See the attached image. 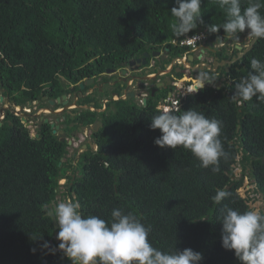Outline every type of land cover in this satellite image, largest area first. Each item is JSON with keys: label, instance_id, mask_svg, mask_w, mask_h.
Returning a JSON list of instances; mask_svg holds the SVG:
<instances>
[{"label": "trees", "instance_id": "trees-1", "mask_svg": "<svg viewBox=\"0 0 264 264\" xmlns=\"http://www.w3.org/2000/svg\"><path fill=\"white\" fill-rule=\"evenodd\" d=\"M247 5L242 0V10ZM176 6L175 0H0L2 86L12 101L26 106L44 96L56 99L69 86L94 79L108 90L95 89L80 103L102 108L110 91L122 95L124 89L120 83L110 85L116 74L107 75L108 70L120 71L145 52L169 49L164 64L188 50L172 44L175 18L170 10ZM201 13L204 24L188 35L203 32L208 40L231 41L234 45L223 47L218 57L235 58V44H248V30L239 34L241 41L229 39L223 29L208 33V25L226 21L216 0H201ZM260 13L264 15V7ZM252 58L264 62V39L229 71L222 69L218 86L194 93L176 86L181 104L169 111L179 115L192 109L222 122L220 139L227 155L218 173L202 168L188 150L154 143L161 133L149 125L163 111L158 105L169 89L160 88L154 96L149 91L146 105L129 98L109 101L100 113L73 110L76 116L65 121L74 125L68 132L97 119L103 123L94 134L97 149L88 148L78 157H68L67 142L53 134L50 124L43 122L33 137L21 117L7 111L0 126V264H71L56 250L60 242L49 254L42 247L55 234L47 212L57 203L59 180L65 177L63 194L79 202L84 217L95 215L110 223L112 211L119 208L150 226L149 242L163 252L190 248L202 253L200 264H241L234 250L222 247L220 220L225 206L238 212L252 209L239 191L247 178L264 204V102L253 97L241 103L233 97L235 84L252 71ZM219 189L230 195L217 205L212 197Z\"/></svg>", "mask_w": 264, "mask_h": 264}, {"label": "clouds", "instance_id": "clouds-1", "mask_svg": "<svg viewBox=\"0 0 264 264\" xmlns=\"http://www.w3.org/2000/svg\"><path fill=\"white\" fill-rule=\"evenodd\" d=\"M175 3L177 6L170 10L175 18L170 25L171 31L177 39L188 37V33L197 29L198 23L204 24L201 0H175ZM216 3L225 11L226 21L220 25H208V33L223 29L229 39H239V34L247 29V35L252 39H264V15L260 13L264 5L260 0H248L243 10L242 0H216ZM250 68L252 71L248 76L235 84L233 97L241 103L251 101L253 97L264 102V62L252 58ZM217 80L211 70L199 71L187 91L194 93L206 85H215ZM149 127L160 131L161 135L154 140L160 148L175 150L181 147L190 151L202 168L220 172V160L227 154L220 139L222 122L218 119H209L192 109L179 115L165 109L151 118ZM229 195L228 191L219 189L212 200L219 205ZM47 214L54 218L59 229L56 235L60 241L58 250L71 264H200L203 259L202 253L190 248L163 252L153 247L149 242L151 227L145 226L132 212L124 213L119 208L112 211L110 223L95 215L82 216L79 202L71 200L56 203ZM220 222L225 250H234L241 264H264V213L258 209L238 212L225 206ZM42 247L54 251L48 241H44Z\"/></svg>", "mask_w": 264, "mask_h": 264}, {"label": "water", "instance_id": "water-1", "mask_svg": "<svg viewBox=\"0 0 264 264\" xmlns=\"http://www.w3.org/2000/svg\"><path fill=\"white\" fill-rule=\"evenodd\" d=\"M258 39H252L251 42L249 43V45L247 46H241V45H237L236 46V49H238V53H237V56L233 59H227V60H219L218 58H216V60L212 63H208V62H203L202 61V55H200L197 59L200 61L199 63H196L195 65H192V61L195 59V56L194 54H191L190 55V61H187L185 62L183 57H176L173 59L171 65L169 67H166L164 69H158L156 73H152L150 74L149 72V69L145 70V75H131V76H126L129 72V70L127 68H124L122 70V73L123 75L125 76L124 78H122L121 80L123 82H128V85H130V81H134V80H139V81H150V82H155L157 81L158 77L161 75V74H167L169 72H171V70L173 69L174 65L176 64V61L177 59L179 60H183V62H185V67L186 68H189L191 69L194 73H198L199 71H204V70H211L213 74H215L220 67H224L226 66V71H229V68L231 65H233L235 62H237L239 59L243 58L245 54H247L248 52H250L255 43L257 42ZM214 42H216V40H214ZM219 44H221L223 42L222 39H219L218 40ZM230 44V43H229ZM208 45L209 46H212L213 45V42L212 41H209L208 42ZM168 51L169 49L165 50L163 53L161 51H155L153 53H149V52H146L142 58H139L137 60H132L129 62V65L134 68H132L131 72H138L140 71V68L141 66H148L149 64V59L150 57H154V58H157V57H161L162 60H165V57L162 56V55H165V54H168ZM212 52L215 51L214 50H211ZM216 52V51H215ZM182 70V67H178L177 68V72L181 71ZM117 70L116 69H111V70H108L107 71V74L108 75H111V74H114L116 73ZM120 80V79H119ZM119 80H116L110 84L112 85H115L117 83H119ZM166 80L170 82V78H166ZM95 80L94 79H89V80H86V82H81L79 84V89L80 91H83L85 90L87 87H90V89L88 90V93L90 94L91 92L93 93L94 89L98 88L100 92H104L105 89H104V85L105 83H100V84H95L94 83ZM0 83H1V80H0ZM93 84V86H91ZM157 87H155V85L153 84L151 88H154L155 90H153L152 94L154 95L155 94V91H157V89L159 88V86H162L164 85V83H157L156 84ZM206 86H209V85H206ZM205 86V87H206ZM75 90V87H72L71 88V91H74ZM2 92L3 93H6L7 95L6 96H2L0 98V101L1 102H6L7 104L11 105L12 107H8L6 109H3L2 111L6 112L8 110H10V112L12 114H15V115H18L21 117L22 119V122L27 126L29 127L31 124V122L28 121V118H35V119H38L40 121L43 120V117H44V113L45 111H49V114L51 115H56V116H59L61 113H63L64 111H66L67 109H70V106L72 105H75L79 108H84V109H91L92 111H96L98 113L100 112H103L106 108H107V103L109 101H113V100H118V99H123V100H127L129 98H133L135 96V93L130 91L128 89H125L124 90V93L123 95H121L119 92H113L111 97L110 98H105L103 100V108H95L92 105H78L76 102H73L71 105L69 104V96L68 95H63L62 97H59L57 98V100H54V99H50L49 100V104L50 106L52 107H42L40 109H38L35 113H33V109L36 107V105H39L40 104V101L39 100H36L35 102H28L26 108L23 106V105H18L15 101H12L11 98H10V95L8 94L7 92V89L5 88H2ZM89 94H84L82 97H86L87 95ZM182 95V93H180ZM75 96V99L76 101H78L80 99V96L75 93L74 94ZM46 99V97L44 98ZM137 104L141 105L142 102H143V105H146L147 103V99L144 98L143 101H140V100H137L135 101ZM56 105H62L60 108L58 109H54L53 107H55ZM12 108V109H11ZM21 108V111H18V109ZM27 109H29L30 111H27ZM44 122L45 123H48L50 124V127L52 129V132L53 134H57V132L60 130L61 126H60V122H61V119L60 118H56L54 121L50 120L49 117H46L44 119ZM2 124V123H1ZM0 124V126H1ZM101 126H103V123L100 121V120H96L94 122V124H92V127L95 131H97L98 127L100 128ZM65 127H67V125H65ZM62 134V133H61ZM60 136V135H59ZM34 137V136H33ZM59 139H61L62 141H64L65 139L63 138H60L58 137ZM68 144H72V141H68ZM84 148L87 149L88 148V144H85L84 145ZM97 148V145H95V149ZM56 203L52 204L49 206V208L51 209L52 206H54ZM53 219V222H54V226H55V234H54V237L53 239L49 242L50 246H51V249H53V246H54V243L55 242H60L56 239V235L59 231L58 229V226ZM51 251L49 249H47V253L49 254ZM42 264H48L47 260H43Z\"/></svg>", "mask_w": 264, "mask_h": 264}, {"label": "flooded vegetation", "instance_id": "flooded-vegetation-1", "mask_svg": "<svg viewBox=\"0 0 264 264\" xmlns=\"http://www.w3.org/2000/svg\"><path fill=\"white\" fill-rule=\"evenodd\" d=\"M219 40V39H218ZM218 40H216V42H214V40H205V41H203V42H200L199 44H197L196 45V47H188V50L184 53V55L182 56L183 58H185L184 59V61L185 62H187V61H190V55L191 54H194V56H195V59L191 62L192 63V65H195L196 63H199L200 61L197 59L200 55H202V61L203 62H207V60L209 59V57H213V61L212 62H214L215 60H216V58H218L219 60H221L219 57H218V54L220 53V51L222 50V48L223 47H225L226 49H228V45H230V46H232V45H234L233 43H231V41H228L227 42V44H225L224 42H222L221 44H219V42H218ZM240 40V39H239ZM209 41H212L213 42V45L212 46H209L208 45V42ZM230 43V44H229ZM237 45H239V44H235V47L237 46ZM215 49V51L214 52H212L211 50H214ZM156 51V50H155ZM155 51H153V52H155ZM157 51H160V50H157ZM153 52H151V53H153ZM164 52V51H163ZM162 52V53H163ZM231 52H233V49H231V51L229 52V53H231ZM146 53V52H145ZM144 53V54H145ZM150 53V52H149ZM162 56H164L165 57V60H162L161 59V57H157V58H153V57H150V59H149V65H150V63H151V61H154V67H155V71L157 72V70L158 69H164L165 68V66L166 67H169L170 65H171V63H172V61H173V59L174 58H172L171 59V61L169 62V64L168 63H162V61H166L169 57H170V51H168V54H165V55H162ZM142 58V57H141ZM137 59H139V58H136V59H132V60H137ZM132 60H130V61H132ZM130 61H128L127 63H126V66L124 67V68H127L128 70L130 69V71L132 70V68H134L133 66L131 67L130 65H129V62ZM185 62H183V60H178V61H176V64L174 65V67H173V69L171 70V72H169V73H167L165 76H163V80L162 81H155V82H149L148 83V85H144V86H142L141 87V85L140 86H136L138 83H139V80H132L131 81V83H130V85H128V82H123L121 79L122 78H124L125 76L123 75V73H122V70L124 69H122V70H118L116 73H114V74H117V79L116 80H119V83L122 85V86H125L124 87V89H123V93H124V90L125 89H128L129 90V92L130 91H132V92H134L135 93V96L132 98V100H133V102H135V101H137V100H141V99H144V98H148V95H149V91H151V95L152 96H154L153 94H152V92H153V90H155L154 88H151L152 87V85L154 84L155 85V87H157V83H164V85H162V86H159V88L158 89H160V88H165V89H169V93H168V95H170V94H172V93H174V91H175V86L173 85V81H175L176 83H175V85L177 86V87H179L180 88V90H183V89H185V87L187 88L189 85H191L193 82H191V81H194V76H196L198 73H194L191 69H189V68H186L185 67ZM164 65L163 67H161V65ZM182 67V70L181 71H179V72H177L176 70H177V68L178 67ZM227 66V65H226ZM226 66H224V67H220L219 68V70L215 73V76L216 77H218L219 75H221L222 74V69L223 68H225L226 69ZM145 69H146V66L144 67V66H141V68H140V71H138L137 72V75H140L141 74V71H143V73H142V75H144V73H145ZM186 71H188V72H186ZM204 71H207V70H204ZM140 72V73H139ZM187 73V74H186ZM119 74H121V75H119ZM177 74H182V76L181 77H179L178 78V75ZM108 75V74H107ZM112 75V74H111ZM187 76L186 78H182V77H184V76ZM161 76V75H160ZM160 76L158 77V79L160 78ZM166 78H170V82H169V80L167 81L166 80ZM190 78V79H189ZM115 80V81H116ZM191 80V81H190ZM84 82H86V81H84ZM80 84V83H79ZM79 84L78 85H72V86H69L68 87V89H69V92L67 93V94H63V95H68L69 96V104L71 105L73 102H76L78 105H81V103H80V101H81V99H83V95L84 94H89L88 93V90L90 89V87L88 88H86L85 90H83V91H80V89H79ZM72 87H75V90L74 91H71V88ZM78 87V88H77ZM2 88H3V86H2V83H0V98L2 97V96H6L7 94L6 93H3L2 92ZM96 89H98V88H96ZM157 89V90H158ZM94 91H95V89H94ZM93 91V92H94ZM176 91L178 92V93H180V91L179 90H177L176 89ZM75 93H77L79 96H80V99L78 100V101H76V99H75V96H74V94ZM141 93H145V97H142L141 98ZM155 93H156V91H155ZM90 94H92V92L90 93ZM62 95V96H63ZM174 94H172V96H173ZM62 96H60V97H62ZM46 97V99H44ZM59 98V97H58ZM85 98V97H84ZM131 99V98H130ZM49 100H50V98H48V96H44L43 97V100H41L40 101V104L39 105H36V107H35V109H34V111H36V110H38V109H40L41 108V102H44L45 103V107H52V106H50V104H49ZM54 100H57V98L56 99H54ZM136 103V102H135ZM93 104V103H92ZM91 104V105H92ZM137 104V103H136ZM62 105H56L55 107H53L54 109H58V107L60 108ZM8 107H12L11 105H9V104H7L5 101L4 102H1L0 101V108H1V111L3 110V109H6V108H8ZM12 109V108H11ZM75 109H84V108H79V107H77V106H74V107H72V106H70V109H67L66 111H64L63 113H61L58 117L56 116V115H54V116H56L57 118H60L61 119V122H60V126H61V128H60V130L57 132V137H60V138H63V139H65V141L67 142V144H68V141H72V144H68V150H69V155L68 156H76V157H78L79 156V154H81V153H83L84 151H86L88 148H91L92 150H95V147H94V145H97L96 144V141H97V139L95 138V136H94V134L95 133H97V131L99 130V127H98V129H97V131H95L94 129H93V127H92V124L91 125H89V126H85V127H79V128H77V129H72L71 131H69L68 132V128H73V124H66L65 123V121L67 120V116L68 115H72V116H76V114L77 113H75V112H73V110H75ZM8 111H10V110H8ZM33 111V112H34ZM7 113V112H6ZM47 114H49V113H44L43 115H44V117H43V120L42 121H40V122H38V123H36L35 122V120H33L34 118H28V121L29 122H31V123H33V124H31V125H33L34 127H35V131H37L38 129H40V126L42 125V123L44 122V119L46 118V117H48V115ZM5 116H6V114H5ZM5 118V117H4ZM4 120V119H3ZM2 120V121H3ZM38 120V119H37ZM98 120H100V119H98ZM2 121H0V124L2 123ZM96 121V120H95ZM45 123V122H44ZM94 124V123H93ZM65 125H67V127H65ZM29 128H30V126H29ZM68 132H66V131ZM62 133V134H61ZM80 133H82L81 135H83V137L81 138V137H76V136H79L80 135ZM38 135V134H37ZM60 135V136H59ZM78 139V140H77ZM78 141H80V143H79V145L78 146H76L75 145V143L76 142H78ZM85 144H88V148L87 149H85V150H83L84 149V145ZM70 146H72L73 147V150L72 151H70V149H69V147ZM78 152H79V154H78ZM76 163V162H75Z\"/></svg>", "mask_w": 264, "mask_h": 264}, {"label": "rangeland", "instance_id": "rangeland-1", "mask_svg": "<svg viewBox=\"0 0 264 264\" xmlns=\"http://www.w3.org/2000/svg\"><path fill=\"white\" fill-rule=\"evenodd\" d=\"M251 40H252V38L251 37H249L248 35L245 37V41H247V45H249V43L251 42ZM241 41V40H240ZM239 45H243L242 43H239ZM247 45H245V46H247ZM212 61H213V57H209V59L207 60V62L208 63H212ZM169 64V63H168ZM149 69V73L150 74H152L155 70L154 69H151V68H148ZM145 70H147V69H145ZM186 72H188V71H186ZM140 73V72H139ZM142 73H143V71H141V74L140 75H142ZM146 73H144V75H145ZM187 74V73H186ZM119 75H121V74H119ZM131 75H137V72H131L130 71V69H129V72H128V74L126 75L127 77L128 76H131ZM166 74H161V76H160V78L159 79H157V81H162L164 78H163V76H165ZM178 75V78H179V76H180V74H177ZM166 77V76H165ZM195 77V76H194ZM116 78H117V74H116V77H115V79H113L112 81H110L111 83L112 82H114L115 80H116ZM109 82V83H110ZM150 81H139V83L136 85V86H140L141 85V87L142 86H144L145 84L146 85H148V83H149ZM193 82V81H192ZM95 83V82H94ZM130 83H131V81H130ZM96 84H98V83H96ZM105 85H106V83H105ZM105 85H104V88L105 89H107L108 90V87H105ZM111 85V84H110ZM219 85V83H216L215 85H210V86H218ZM91 86H93V84L91 85ZM125 87V86H124ZM176 88V87H175ZM113 92H115V91H110V94H108V96L109 97H111V95H112V93ZM122 93H123V91H122ZM141 95H145V93H141ZM176 95H179V93H176V94H174L173 95V97L174 96H176ZM26 106H27V104H26ZM44 106V105H43ZM75 105H72V107H74ZM37 111V110H36ZM45 113H49V111H45ZM48 115V117L50 118V120H52V121H54L57 117L56 116H54V115H49V114H47ZM39 122H40V120H38ZM36 123H38L37 122V120L35 121ZM30 129H31V134L32 135H36V132L37 131H35V127L33 126V125H30ZM82 133H80V135L79 136H76V137H83V135H81ZM78 140V139H77ZM77 143V142H76ZM78 144V143H77ZM94 147H95V145H94ZM69 149H70V151H72L73 150V147L72 146H70L69 147ZM235 174H236V176L239 178V177H241V168L239 167V166H237L236 168H235ZM240 193H241V195L243 196V197H246V198H249V200H248V202H249V205H250V207L252 208V209H258V210H260V211H262L263 210V206H264V204H263V198H262V195L261 194H259V193H256L255 192V185H254V183L250 180V179H245L244 180V182H243V184H242V186H241V188H240ZM61 195H63V194H61ZM60 195V196H61Z\"/></svg>", "mask_w": 264, "mask_h": 264}, {"label": "built area", "instance_id": "built-area-1", "mask_svg": "<svg viewBox=\"0 0 264 264\" xmlns=\"http://www.w3.org/2000/svg\"><path fill=\"white\" fill-rule=\"evenodd\" d=\"M192 36H198L199 39H189ZM189 37V38H188ZM188 37H183L180 39H174L172 40V44H174L175 46H180V47H196L197 44H199L200 42H203L205 40H207V35L205 33H198V34H192V35H188ZM179 59H177L178 61ZM149 68H154V61H152L149 65ZM187 76L185 75L183 78H186ZM190 79V78H189ZM175 81H173V85L176 87L175 85ZM175 92V91H174ZM174 94V93H172ZM172 94L168 95V97L161 101L160 104L158 105V108L160 110H172V109H178L180 104H181V100H182V95H176V96H172ZM27 111H30L29 109H27ZM5 117V112L1 111L0 108V121H2ZM78 143V144H77ZM77 143H75L76 146L79 145L80 141H78ZM67 178H62L59 180V184H60V193L57 196V203L59 202H63V201H67V200H71L69 195H65L63 193H65L66 188L64 187V185L66 184ZM63 194V195H61ZM61 195V196H60ZM58 250V248L56 249Z\"/></svg>", "mask_w": 264, "mask_h": 264}, {"label": "bare ground", "instance_id": "bare-ground-1", "mask_svg": "<svg viewBox=\"0 0 264 264\" xmlns=\"http://www.w3.org/2000/svg\"><path fill=\"white\" fill-rule=\"evenodd\" d=\"M190 81H191V80H190ZM191 82H192V81H191ZM192 85H193V83H192L191 85H189L187 88L185 87V89H183V90H184L185 92H187V93H188V91H187V90H188L189 88H191V87H192ZM18 111H21V108H19V109H18Z\"/></svg>", "mask_w": 264, "mask_h": 264}, {"label": "crops", "instance_id": "crops-1", "mask_svg": "<svg viewBox=\"0 0 264 264\" xmlns=\"http://www.w3.org/2000/svg\"><path fill=\"white\" fill-rule=\"evenodd\" d=\"M58 117V116H57Z\"/></svg>", "mask_w": 264, "mask_h": 264}]
</instances>
